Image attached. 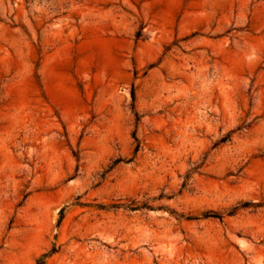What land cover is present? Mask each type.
<instances>
[{"label": "rangeland", "instance_id": "1", "mask_svg": "<svg viewBox=\"0 0 264 264\" xmlns=\"http://www.w3.org/2000/svg\"><path fill=\"white\" fill-rule=\"evenodd\" d=\"M0 264H264V0H0Z\"/></svg>", "mask_w": 264, "mask_h": 264}]
</instances>
